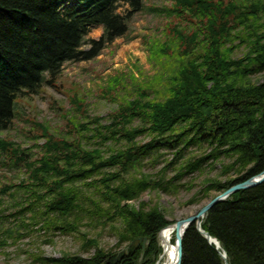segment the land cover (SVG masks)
<instances>
[{
  "label": "trees",
  "instance_id": "obj_1",
  "mask_svg": "<svg viewBox=\"0 0 264 264\" xmlns=\"http://www.w3.org/2000/svg\"><path fill=\"white\" fill-rule=\"evenodd\" d=\"M169 1L158 9L167 16L164 36L146 41L156 72L146 76L135 65L144 82L131 90L127 78L132 85L140 81L134 71L109 78L105 93L118 107L107 123L83 109V98L74 94L73 109L83 118L65 133L40 123L45 141L36 144L38 152L0 135V165L28 172L0 187V249L35 231L53 243L57 232L82 233L85 220L119 222L113 227L126 251L106 252L92 238L87 244L96 251L90 257L39 252L33 262L155 264L162 253L158 233L174 221L158 206L129 202L147 191L177 194L188 187L186 175L221 159L232 160L222 166L223 175L237 176L208 180L190 203L264 170V80L255 79L264 74V0ZM122 4L127 7L119 12ZM144 7L145 0H0V131L13 124L18 98L37 93L43 83L58 87L64 63L96 58L125 35L129 20ZM97 25H104L102 37L87 38ZM191 147L204 153L189 156ZM162 162L155 173L145 172ZM5 195L16 211L5 214ZM6 222L11 226L4 230ZM201 225L220 248L193 224L183 239L181 264H225L220 251L229 264H264V182L215 205ZM142 237L150 240L145 250Z\"/></svg>",
  "mask_w": 264,
  "mask_h": 264
},
{
  "label": "rangeland",
  "instance_id": "obj_2",
  "mask_svg": "<svg viewBox=\"0 0 264 264\" xmlns=\"http://www.w3.org/2000/svg\"><path fill=\"white\" fill-rule=\"evenodd\" d=\"M69 5L72 6L73 2ZM168 5H170L169 0H145L144 9L135 13L129 20L128 31L125 35L104 48L100 55L91 60L66 63L57 80L58 87L43 83L37 93L18 98L14 122L10 128L0 131V135L20 143L24 149L38 152L39 149L35 148L36 144H43L45 141L44 137L39 136L42 134L40 123L49 125L53 133H65L69 124L83 118V115L76 113L73 109L71 96L74 94L83 98V109H87L92 116L104 117V123H107L108 113L118 107V103L111 100L105 93L109 78L115 75L127 77L124 74L134 71L140 81L132 85L131 79L127 78L128 83H125V86H129L128 89L131 90L132 86H138L144 80L135 65L144 70L146 76L156 72L149 62L146 41L164 36L163 30L167 16H160L158 9ZM126 7L122 4L119 11L123 12ZM153 8L157 13L153 11ZM102 35L103 28L99 26L95 27L87 38L100 39ZM84 48L88 49L89 45L84 44ZM241 54L242 51L238 55ZM255 79L264 80V74L256 76ZM118 92L122 96L127 94L121 86L118 87ZM140 139L147 141L149 138L141 137ZM203 151L204 148L191 147L187 155L198 156L203 154ZM166 154L167 158H172L170 152ZM231 162V159H221L213 167L208 166L202 171L186 175L183 182L189 188H184L177 194H167L157 190L147 191L140 199L129 203L135 207H139L141 202H146L149 207L158 206L170 221L186 218L195 214L202 205L210 200L206 198L200 203H190L206 186L208 180L221 179L225 181L237 176L235 171L223 175L222 166ZM163 165V162L156 166L149 165L145 168V172L155 173ZM8 166L0 165V187L4 184L18 183L28 176L25 167ZM173 175L174 172L169 170L168 177ZM3 199L4 209H7L5 214L16 211V207L11 206L14 201L9 195H5ZM119 225V222L114 225L109 223L106 226L92 225L89 220H85L81 226L82 233L62 235L57 232L53 236V243L46 242L48 238L46 234L35 231L17 243H13L12 239L9 240L10 244L4 249H0V264H36L33 262L32 254L39 252L46 257H60L63 254H79L90 257L96 251L94 247H89L87 244V239L92 238H96L99 246L106 252L120 253L126 251L127 244L119 243V236L113 227ZM9 226H11L10 222L4 223V230Z\"/></svg>",
  "mask_w": 264,
  "mask_h": 264
},
{
  "label": "water",
  "instance_id": "obj_3",
  "mask_svg": "<svg viewBox=\"0 0 264 264\" xmlns=\"http://www.w3.org/2000/svg\"><path fill=\"white\" fill-rule=\"evenodd\" d=\"M264 182V170L259 174L249 177L248 179L238 182L229 188L225 189L224 191L216 194L213 198L208 200L204 205H202L199 210L195 214L189 215L186 218L178 219L175 222L167 225L158 233V239L160 241L161 233L164 229L169 226H173V230L175 231V261L172 264H181L182 263V253H183V239L190 228L191 225L196 224V228L198 231L205 236L209 244H214L216 249L220 248L219 241L214 238L208 231L202 228V220L207 215L210 209H212L215 205L227 200L235 193H238L243 190L251 189L257 185H260ZM138 242H142V248L145 250L146 246L150 243V240L147 237H142L138 239ZM165 249L162 250L158 260L155 264H158L161 257L165 254ZM220 255L225 261V264H229L227 260V255L225 252L220 251Z\"/></svg>",
  "mask_w": 264,
  "mask_h": 264
},
{
  "label": "bare ground",
  "instance_id": "obj_4",
  "mask_svg": "<svg viewBox=\"0 0 264 264\" xmlns=\"http://www.w3.org/2000/svg\"><path fill=\"white\" fill-rule=\"evenodd\" d=\"M162 250L165 249V254L161 257L158 264H172L175 261V231L173 226L164 229L160 236L159 241Z\"/></svg>",
  "mask_w": 264,
  "mask_h": 264
}]
</instances>
